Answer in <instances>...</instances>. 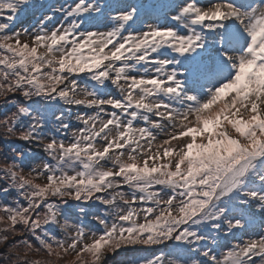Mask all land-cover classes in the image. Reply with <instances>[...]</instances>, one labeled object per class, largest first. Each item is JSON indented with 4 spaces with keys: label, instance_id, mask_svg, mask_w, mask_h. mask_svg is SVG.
<instances>
[{
    "label": "snow or ice",
    "instance_id": "6c2138e0",
    "mask_svg": "<svg viewBox=\"0 0 264 264\" xmlns=\"http://www.w3.org/2000/svg\"><path fill=\"white\" fill-rule=\"evenodd\" d=\"M112 257L264 264V0H0V264Z\"/></svg>",
    "mask_w": 264,
    "mask_h": 264
},
{
    "label": "rangeland",
    "instance_id": "374dc122",
    "mask_svg": "<svg viewBox=\"0 0 264 264\" xmlns=\"http://www.w3.org/2000/svg\"><path fill=\"white\" fill-rule=\"evenodd\" d=\"M33 2L38 3V0H33ZM51 2L60 3V2H62V0H51ZM36 14H38V13H37V9H35V8H32L31 10L26 12V16H27L26 26H30L34 22ZM110 259H112V261H114L116 258L112 257Z\"/></svg>",
    "mask_w": 264,
    "mask_h": 264
},
{
    "label": "trees",
    "instance_id": "16d2710c",
    "mask_svg": "<svg viewBox=\"0 0 264 264\" xmlns=\"http://www.w3.org/2000/svg\"><path fill=\"white\" fill-rule=\"evenodd\" d=\"M141 254H149V253L145 252V253H141ZM115 258L116 259L114 261H112V259H111V261L113 262V264H116V262L120 259V257H115Z\"/></svg>",
    "mask_w": 264,
    "mask_h": 264
}]
</instances>
